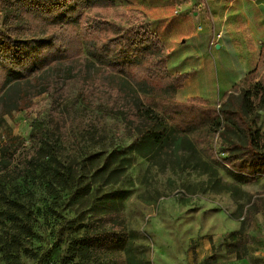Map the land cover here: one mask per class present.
<instances>
[{
	"label": "trees",
	"instance_id": "obj_1",
	"mask_svg": "<svg viewBox=\"0 0 264 264\" xmlns=\"http://www.w3.org/2000/svg\"><path fill=\"white\" fill-rule=\"evenodd\" d=\"M3 3L5 20L4 28L0 29L3 219L0 226L3 228L8 221L15 220L14 216L8 217V211L13 206H22L14 199L8 201L9 188L20 193L24 185L39 180L47 185L48 191L69 190L77 205L83 207L91 202L94 205L91 222L83 227L81 237L69 240L68 255L62 263L79 260L80 264H152L144 256L133 257L131 233L125 227L121 211L126 194L112 187L123 177L124 170L132 166L134 156L150 162L158 157L179 160L183 153L198 156L195 142L181 132L182 118L197 117L186 123V130L193 133L197 143L210 145L215 136L226 142L225 163L232 169L242 174L247 168L264 170V130L254 118L256 111L264 108V72L259 76V69H255L243 81L250 79L253 84L239 96L227 93L222 109L202 98L169 103L176 99L188 75L168 70L164 44L152 34L126 30L102 16L94 17L93 31L87 36L90 40L139 53V60L131 63L102 65L82 54V38L76 34L74 23L50 21L57 16L68 17L73 11L86 20L87 15L82 14L86 0H3ZM160 31L158 27L156 33ZM72 86L77 88V98L89 114L84 137L103 142V148L84 152L77 143L78 149L72 147L64 158L60 154L66 136L63 132L74 123L67 120L73 112L67 104ZM45 94L51 96L52 108L46 121L36 119L32 125L34 144L28 147L23 137L14 135L3 140L1 128L5 116L30 109L34 100ZM143 95L161 101H154L153 107ZM107 119L117 121L116 126L123 129L124 136L132 138L129 145H117L110 139ZM234 132L241 141L233 140ZM183 159L191 161V157ZM30 232L26 228L25 234ZM5 250L6 247L3 249L6 255Z\"/></svg>",
	"mask_w": 264,
	"mask_h": 264
},
{
	"label": "rangeland",
	"instance_id": "obj_2",
	"mask_svg": "<svg viewBox=\"0 0 264 264\" xmlns=\"http://www.w3.org/2000/svg\"><path fill=\"white\" fill-rule=\"evenodd\" d=\"M110 1L112 3L101 4L100 0H86L82 10V14L87 15L86 20L73 11L68 17L57 16L50 21L74 23L76 34L82 38V54L102 65L131 63L139 60V53L90 40L87 36L93 31L92 21L96 16L126 30L155 36L164 44L167 67L172 74L176 70H195L198 62L207 60L209 82L199 84L200 98L222 109L223 98L228 93L226 88L231 86L236 73H225L223 82V71L215 54L216 44L221 40H216L219 33L211 34L204 53L195 51L196 47L185 49L182 39L187 34L178 22L185 16L192 19L194 12L208 9L206 0ZM3 4L0 0V29L4 28L5 20ZM158 27L161 31L156 33ZM176 47L178 50L173 52ZM255 69H259V76L263 74L264 56ZM252 84L249 79L230 91L239 96ZM70 90L67 104L73 112L67 120L72 119L74 123L63 132L66 136L60 154L64 158L72 147L78 149L77 143L84 152L103 148V142L84 137L89 114L77 98V88L72 86ZM143 97L153 107H156L154 101H161L158 97ZM173 102L187 101L181 102L176 96L174 101H169ZM51 108V96L45 94L36 98L30 109L6 115L1 128L2 139L9 135L21 136L28 147L32 146V125L36 119L46 121ZM195 118H182L181 132L195 142L198 156L183 153L180 161L176 157H158L153 162L134 156L132 166L124 170L123 177L112 187L126 194L121 211L125 227L131 233L133 257L144 256L152 264H264L261 253L264 252V170L247 168L242 174L232 169L225 163L227 144L217 136L210 145L197 143L193 133L186 130V123ZM254 118L264 130V108L258 109ZM106 121L111 140L121 146L131 143L132 138L124 136L123 129L116 126L117 121ZM232 138L241 141L236 132ZM184 157H191V161L187 162ZM70 194L69 190L48 191L47 185L39 180L24 185L20 193L9 188L8 201L14 199L22 206H13L8 217L14 216L15 220L8 221L5 228L0 226V264H66L62 260L68 255L69 240L81 237L83 227L93 218L94 208L92 202L83 207L75 204ZM26 228L31 229L29 235L25 234ZM78 263L79 260L67 264Z\"/></svg>",
	"mask_w": 264,
	"mask_h": 264
},
{
	"label": "crops",
	"instance_id": "obj_3",
	"mask_svg": "<svg viewBox=\"0 0 264 264\" xmlns=\"http://www.w3.org/2000/svg\"><path fill=\"white\" fill-rule=\"evenodd\" d=\"M199 3L202 8L203 1ZM206 3L208 9L194 12L192 19L185 16L178 21L181 24V30L187 34L182 39L183 47L185 49L196 47L195 51L204 53L208 49L211 34L214 31L222 33V39L216 44L215 54L224 74H222L223 82L226 80L225 73H236L231 86L226 88L228 93H231L230 90L249 78L254 68L262 61L264 0H206ZM209 13H211L210 17ZM176 50H178L177 47L172 51L176 52ZM196 66L195 70L189 68L185 72L177 70L175 72V74L188 75L184 87L177 95L181 102L191 98H200L199 84L209 82L210 65L208 61L198 62ZM201 72H204V75H201ZM261 253L264 256V252Z\"/></svg>",
	"mask_w": 264,
	"mask_h": 264
},
{
	"label": "built area",
	"instance_id": "obj_4",
	"mask_svg": "<svg viewBox=\"0 0 264 264\" xmlns=\"http://www.w3.org/2000/svg\"><path fill=\"white\" fill-rule=\"evenodd\" d=\"M201 29V27H200ZM220 39H222V33H219L216 35V40L219 41ZM221 106L218 107V109L220 108Z\"/></svg>",
	"mask_w": 264,
	"mask_h": 264
}]
</instances>
